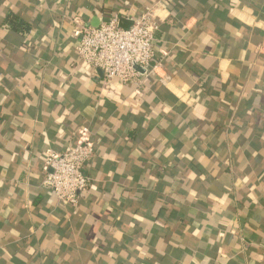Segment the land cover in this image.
Wrapping results in <instances>:
<instances>
[{
	"label": "crops",
	"instance_id": "obj_1",
	"mask_svg": "<svg viewBox=\"0 0 264 264\" xmlns=\"http://www.w3.org/2000/svg\"><path fill=\"white\" fill-rule=\"evenodd\" d=\"M155 1L0 0V264H264V0H165L140 84L78 61L73 19ZM82 130L73 208L43 157Z\"/></svg>",
	"mask_w": 264,
	"mask_h": 264
},
{
	"label": "built area",
	"instance_id": "obj_2",
	"mask_svg": "<svg viewBox=\"0 0 264 264\" xmlns=\"http://www.w3.org/2000/svg\"><path fill=\"white\" fill-rule=\"evenodd\" d=\"M165 14L164 16L161 14ZM172 14L165 0L144 5L136 16H129V27L123 28L113 15L96 28L83 27L77 19L73 37L78 43L74 51L78 61L101 74L103 83L117 80L123 84H140L154 56L153 46L159 30V20ZM264 54V44L258 46ZM95 148L86 130L79 132L73 147L43 157L42 187L50 191L59 204L77 207L79 197L88 192L90 179L85 175Z\"/></svg>",
	"mask_w": 264,
	"mask_h": 264
},
{
	"label": "trees",
	"instance_id": "obj_3",
	"mask_svg": "<svg viewBox=\"0 0 264 264\" xmlns=\"http://www.w3.org/2000/svg\"><path fill=\"white\" fill-rule=\"evenodd\" d=\"M12 20H13V24L16 26V28H19V27H17V23H15L16 22V18H12Z\"/></svg>",
	"mask_w": 264,
	"mask_h": 264
}]
</instances>
